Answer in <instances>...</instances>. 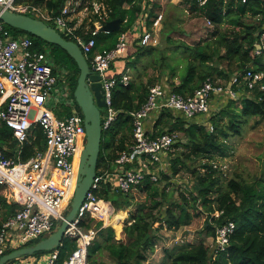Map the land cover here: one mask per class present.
I'll use <instances>...</instances> for the list:
<instances>
[{
  "label": "trees",
  "instance_id": "obj_1",
  "mask_svg": "<svg viewBox=\"0 0 264 264\" xmlns=\"http://www.w3.org/2000/svg\"><path fill=\"white\" fill-rule=\"evenodd\" d=\"M99 1L108 10L106 23L120 19L122 27L111 34L98 33L95 36L96 47L90 58L94 54L113 50L122 33L135 30L140 15L146 11L145 0ZM185 1L194 17L212 25L206 37L192 43L177 40L171 34L179 32L178 26L171 21H164L163 38L171 45L172 55L162 51L158 44L138 46L133 41L134 37H131L126 53L111 65L110 76L117 79L112 98L117 120L104 131L98 176L106 172L114 173L120 154L132 145L131 114L139 111L147 102L153 86L160 83L170 92L190 98L207 80L215 83L219 80L224 82L221 84L226 92L219 98L214 96L212 109L218 107L215 105L218 102L226 105L210 118V126L193 122L182 113L169 109L156 114L151 138L166 132L179 135L178 142L169 154V170L160 174L158 183L151 182L147 176L138 189L129 194L118 192L110 180L100 183L101 188L95 191V195L99 200L107 202L99 205L102 207V216L107 212V220L100 217L96 222L90 218L89 224L83 223L85 228L93 226L96 231V240L88 254L92 264H103L101 259L105 255L108 260L106 264H151L148 256L155 252L160 242L159 232H177L192 225L194 219L203 213L207 217L203 233L210 239L216 238L218 228L229 221L235 223L236 229L226 251L213 258L210 242L181 244L172 252L167 251V264H264V160L262 175L252 183L227 180L223 166L218 165L219 161L230 155V137L241 135L252 119L264 121V90L257 87L251 91L244 80L248 71L264 75V53L258 54L264 32V0H247L245 3L242 0H208L203 6H200L199 0ZM65 2L17 0L18 4L47 8L55 14L63 9ZM149 17L148 27L143 29L152 31L151 19L157 17L154 8L149 11ZM90 25L92 29L95 28L93 22ZM6 28L14 37H31L36 50L48 54L57 85L69 89L70 101L83 116L74 97L80 76L75 60L59 46L22 30L7 25ZM63 37L70 39L66 35ZM141 62H146L144 67L151 66L159 70V74H146L138 65ZM126 72L131 78L128 86L122 83V76ZM146 76L147 81L144 80ZM234 79L236 82H233ZM261 84L264 86V78ZM228 89L237 93L238 97H229ZM61 105L65 111L57 113L58 117L72 114L73 110L67 103ZM104 112L105 109L102 115ZM13 139L12 131L3 124L0 144L7 148L8 157L14 155L11 149L16 141ZM44 150V133L42 128L35 126L30 142L24 146L22 159L27 161ZM80 155L81 152L76 157L75 168ZM183 172L189 173L193 182L186 190L180 184H175L177 176ZM139 196L141 200L143 198L142 201L138 200ZM134 204L136 207L131 210ZM19 209L21 205L14 200L8 188L0 185V230ZM125 211L129 213V218L122 231L124 239L116 240V231L121 232V223L126 217ZM156 224L159 226L155 227ZM76 248V242L66 238L63 245L56 249L60 252L58 264H64ZM12 251L9 249L7 253ZM45 253L48 252H39L33 256Z\"/></svg>",
  "mask_w": 264,
  "mask_h": 264
},
{
  "label": "built area",
  "instance_id": "obj_2",
  "mask_svg": "<svg viewBox=\"0 0 264 264\" xmlns=\"http://www.w3.org/2000/svg\"><path fill=\"white\" fill-rule=\"evenodd\" d=\"M207 1L199 0L200 6ZM157 2L145 0L146 11L140 15L136 29L131 33H122L113 50L94 54L92 58L90 55L96 47L95 36L101 32L109 17L106 5L99 0H66L58 14L32 4H18L17 0H0V7L43 20L81 48L91 72L102 78L106 101V112L102 115L105 131L117 120V112L112 106L117 79L110 76L111 65L126 53L131 37H134L133 41L138 46L152 45L153 31L142 29L144 26L141 21L150 20L149 11L155 9L153 6ZM155 12L157 17L151 20L156 29L161 25L164 15L161 11ZM92 22L94 29L90 25ZM261 42L258 54L264 53V32ZM53 70L48 54L36 50L31 37H14L0 20V136L4 124L12 131L13 140L16 141L11 149L13 157H8L7 148L0 144V185L7 187L14 200L21 205V209L0 230V259L8 254L9 249L14 251L49 237L70 211L78 176L76 157L84 150L87 135L84 117L67 93L64 98L73 110L71 115L58 117L57 110L48 107V100L58 83ZM263 78L262 73L252 71L244 76L251 91L257 87L264 90L261 84ZM130 79L126 72L122 76V83L128 86ZM225 92L222 84L210 79L190 98L174 94L162 84L150 89L147 102L139 111L131 114L132 145L120 154L114 173L97 175L92 190L66 230V237L75 241L77 248L64 264H90L88 254L92 245L89 238L94 227L87 229L83 223L89 224V219L95 216H98L97 220L103 217L99 205L107 202L95 195L102 181L110 180L118 192L129 194L136 191L147 176L151 182L158 183L160 174L169 170V154L178 142L179 135L166 132L151 138L156 114L169 109L182 113L193 122L210 126L213 98H219ZM228 92L229 97H238L233 90L228 89ZM35 126L42 128L46 150L23 161L24 146L30 142ZM210 128L213 130V127ZM235 229L236 225L231 221L217 229L216 238H212L209 244L213 258L226 251ZM59 255L58 250H53L39 256L23 257L9 264H58Z\"/></svg>",
  "mask_w": 264,
  "mask_h": 264
},
{
  "label": "rangeland",
  "instance_id": "obj_3",
  "mask_svg": "<svg viewBox=\"0 0 264 264\" xmlns=\"http://www.w3.org/2000/svg\"><path fill=\"white\" fill-rule=\"evenodd\" d=\"M157 1V4L160 6L153 7H155L157 12L161 11L164 17L161 25L158 28L155 29L152 26L153 39L151 44L153 46L158 44L160 49L165 51V53L172 55V50H170L171 45H169L163 38V32L165 31L164 21H171L178 26L179 32L171 34L173 38L188 43L203 39L207 36L208 32L212 30V25L209 26V24L204 19L196 18L191 14V12L188 10L189 5H187L185 0ZM141 24H143V26L146 28L148 27L147 20H142ZM147 62H149V60H147ZM145 64L146 62H141L138 65H140L139 67L142 69V71L146 72V74H159V70H154V68L151 66L144 67ZM133 74L135 76V73ZM144 80L147 81L148 76H146ZM217 83L223 84L224 82L218 80ZM66 93L68 97H70L69 89L67 87L63 88L61 85L54 86L51 98L48 100V107L56 108L57 102L61 101V98L62 102L64 101L63 95L65 96ZM57 97H59V101ZM215 105L218 107H213L209 116L210 118L218 113L223 107H225L226 104L223 102L219 104L218 102ZM58 109H62V105L58 106ZM104 109L106 112V108ZM180 136L182 137L181 134ZM228 145L230 147L229 157L218 162V165L223 166V171L225 172L224 176L227 180L236 179L238 181L252 183L256 178H259L262 175L264 160V121H259L257 118L252 119L250 123L244 128L241 135H234L230 137ZM175 184H180L179 186L186 190V188H190L193 182L190 174L183 172L181 175L177 176ZM170 189L173 188H169L168 190ZM138 200H141V196L138 197ZM135 207L136 205L134 204L131 210H134ZM124 213L126 214V217L124 220H122L121 232L117 233L116 231V240L124 239L122 231L126 221L129 218V213L127 211ZM103 217L105 220H107V212L103 214ZM97 219L98 216H95L94 221L97 222ZM206 219V214L203 213L200 217L194 219L192 225L183 227L177 232L167 230H162L159 232L158 234L160 237V242L158 243L155 252L149 254L148 262L151 264H167V251L172 252L174 248L179 245L199 244L201 242L209 243L211 241L210 237H207L206 233H203V230L206 227ZM158 226L159 224L155 225V227ZM101 260L103 264H106L108 261L106 255Z\"/></svg>",
  "mask_w": 264,
  "mask_h": 264
},
{
  "label": "water",
  "instance_id": "obj_4",
  "mask_svg": "<svg viewBox=\"0 0 264 264\" xmlns=\"http://www.w3.org/2000/svg\"><path fill=\"white\" fill-rule=\"evenodd\" d=\"M0 20L9 27L22 30L50 44L59 46L75 60L80 70V76L74 97L82 111L87 135L86 144L79 162L74 196L65 220L49 237L34 245L14 250L1 257L0 264H9L17 259L33 256L39 252L56 250L66 240V230L69 224L75 220L98 175V161L104 137L102 110L106 108V101L104 99L101 76L91 72L87 58L75 42L65 39L56 28L43 20L5 10L2 7H0ZM121 27V20L116 19L107 22L101 28V32L111 34L121 30Z\"/></svg>",
  "mask_w": 264,
  "mask_h": 264
},
{
  "label": "bare ground",
  "instance_id": "obj_5",
  "mask_svg": "<svg viewBox=\"0 0 264 264\" xmlns=\"http://www.w3.org/2000/svg\"><path fill=\"white\" fill-rule=\"evenodd\" d=\"M80 158H81V155H80ZM80 158H79V161H78V164H77V168H75L77 173H78V168H79ZM95 240H96V231L93 230V234H92V236L89 238L90 245H93V243L95 242ZM89 262H90V261H89ZM90 264H92V263L90 262Z\"/></svg>",
  "mask_w": 264,
  "mask_h": 264
},
{
  "label": "crops",
  "instance_id": "obj_6",
  "mask_svg": "<svg viewBox=\"0 0 264 264\" xmlns=\"http://www.w3.org/2000/svg\"><path fill=\"white\" fill-rule=\"evenodd\" d=\"M61 91V90H60ZM61 96H62V94H61ZM57 99H58V101H59V97H57ZM63 99H64V101L62 102V98H61V101H59V102H57V106H56V108L55 107H51V108H54V109H56L57 110V113H64V111H65V109L62 107V109H58V106H60L62 103H67V101L65 100V98H64V95H63Z\"/></svg>",
  "mask_w": 264,
  "mask_h": 264
},
{
  "label": "clouds",
  "instance_id": "obj_7",
  "mask_svg": "<svg viewBox=\"0 0 264 264\" xmlns=\"http://www.w3.org/2000/svg\"><path fill=\"white\" fill-rule=\"evenodd\" d=\"M57 229H58V228H57ZM57 229H56V230H57ZM56 230H55V231H56Z\"/></svg>",
  "mask_w": 264,
  "mask_h": 264
}]
</instances>
